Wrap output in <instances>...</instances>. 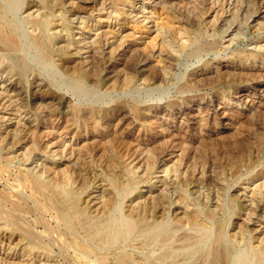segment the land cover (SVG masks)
I'll return each instance as SVG.
<instances>
[{"label":"bare ground","instance_id":"bare-ground-1","mask_svg":"<svg viewBox=\"0 0 264 264\" xmlns=\"http://www.w3.org/2000/svg\"><path fill=\"white\" fill-rule=\"evenodd\" d=\"M7 1H9V3H12L15 0H7ZM135 1L137 0H24L23 3L25 2L24 4L26 5L27 8L26 10H33L32 12H30V14L33 15L32 23L35 31L38 30V32H36L31 36V40L34 46L37 48V50L44 59L50 62L55 61V62L63 63L61 64V66H63L62 68L63 72L70 78H73L75 81L77 80V82H80V84L89 85L92 83L99 82L105 85L107 82H110L113 78H115L113 81V83L115 84L122 80L124 81V83H126L127 81H129V79H135L134 74L138 72L142 73L143 82L145 83H151V82L165 83L167 78H169L170 75H173L171 71L173 70L174 66H176L173 64L171 58L174 57V54L177 52V50L175 49V42L172 39H170L171 36L169 34L166 37H163L161 36V34L163 35V33H161L160 30H157L158 34L155 35V37L160 38L159 40L162 45L160 46L161 51H159V55L157 57L161 58L160 59L161 62H164L162 60L165 59L162 58L163 55H167V59L165 60V63L164 65H162L161 68H157V70L155 68V73H153L154 70H152L153 71L152 74L150 73L151 71L149 72L150 69L148 65L151 61L150 56H154L155 51L151 52L152 55L150 54L148 55V53L143 54L140 50L143 48L139 47L140 48L139 49L137 48L136 45L135 46L131 44L127 45L125 44L124 41H122V39L120 40L119 43H116L110 41L111 37H107L106 34H105L106 37L104 36L103 38L102 35L103 32L96 33L92 31V27L93 26L96 27L97 25L96 24L92 25V23L89 21L90 20L89 18H88L89 20H87V17H91V15H93L95 11L101 13L105 11L107 7L113 8L117 5L123 6L125 5V3L133 4ZM146 1L147 0H142L141 2L145 3ZM151 1L152 3L156 4L155 7L159 6L160 8L165 9V11L170 13L175 20H177L179 23L185 24L182 28L183 30L182 35H184V37H186L191 44H196L203 37L214 36L215 33L214 30L213 33H211L209 27L206 28L208 24H206V22H204V20L202 19V15H205L207 12H211L212 10V6L210 7L208 6V0H149V2ZM231 1H232L231 5H234L233 9L235 7L238 8V5L245 6V4L243 3H246L247 8L252 7L251 0H231ZM261 3H262V7H261L262 9L264 8V0H261ZM92 5H95V8L93 10H91ZM186 5H188V8L189 6L192 8V11H189V13L187 10L182 9V6H186ZM145 8L146 6L144 5L142 7V10ZM138 9L141 8H137V10ZM261 9H258L256 6H254L250 9V11H248V9L246 11H247V16L253 18L252 22L254 23V27L257 28L261 33H264V11L261 12ZM214 11L212 10V13ZM139 12H144V11L139 10ZM215 13H216L214 19L215 24L213 23V26L214 25L216 26V24L219 23L223 12L221 14L219 13V11ZM81 14L84 15L86 14L87 16H81ZM137 15H135V17ZM6 17L8 18V16ZM6 17H5L4 5L2 4V2H0V54L2 57L3 55H12L18 53L20 52V48H21L18 35L16 33L17 29L15 26L10 25L11 23L8 24L6 22L5 19ZM56 17H59V20L54 21ZM232 26L233 24L229 22V25L227 24V27L224 30L223 29L222 30L226 37L232 36L231 39L233 40L241 31H239L240 26L236 27V23L234 28H232ZM73 33H76L79 36H84V39L81 40V43L83 44L81 48L80 47L74 48V46L76 45H74L73 44L74 42H72L71 40V36L73 35ZM89 35H92L90 37L91 42L90 45H86V40L89 39ZM168 39L170 40L168 41ZM58 41H64V43L58 46L59 43ZM205 46L208 48V50L217 49V45H215V43L208 42ZM83 49L86 50L85 52H83L84 54H86V56L84 58L77 59L78 54H80ZM256 49L257 51L254 49L255 51H243L242 53L239 52L235 57H238L243 61L256 60L257 57L263 58L262 56H264V43L260 46H257ZM196 55L199 54H195L194 56ZM116 57L120 59L119 63L115 61ZM157 57L156 60L158 59ZM71 58H76V59L68 60L67 63L64 64L65 59H71ZM232 69L233 66L225 65L217 69L218 70L217 74H219V77L221 79L225 75L227 78H232L236 74L234 72L236 70L233 71ZM103 71H106L107 74L105 75V77L101 78L99 76ZM4 75H6V77L3 80ZM261 75L264 78V72ZM36 76H38V73H36V71L32 69L29 65H26L24 63L22 64V67L18 69L13 58H9V59L2 58V60L0 61V79L1 82H3V86H1L0 89H2V92L5 91L3 93L0 91V97L2 96L8 97L7 104L9 103L7 107H4L7 104L6 105L5 103L3 105L1 104L2 108L0 111L5 110L7 108L5 110L6 113L8 112L7 110L10 109L13 112H15V115L21 118V121L22 120L25 121L24 124H20L21 122H18L16 124L17 128L12 132L13 137L12 135H10V138H12L11 142L6 143L5 145L4 143H2L3 148L1 147V150L2 149L5 150L7 148L6 149L7 151L10 150L9 152H13L14 149L17 150L19 148H22L23 144H25V146L23 147L24 149L29 144H31L30 147L27 148V155H24L22 158V160L24 161L23 165H25V163H28L30 159H32V154H34L36 151L40 152L43 150V152H45V149H48L49 147L46 144V146L44 145L45 148H43L41 145L42 143L40 144L37 141V136L39 133L38 129L40 128V123L47 124L50 127V129L51 127L55 129V127L59 125V124L57 125L54 124V122L57 119L59 120V122L60 120L61 121L63 120L66 121L67 123L73 122L75 121V119L76 121L80 120L81 118L91 119V120L93 119L99 124V128L101 126L103 127L104 129L103 136L105 137L108 136V131H110L111 128L115 129L116 132L119 131L121 128L124 129V125L128 121L127 117H125L126 115H124L123 118L120 119L116 118V120L118 119V122L115 125L108 123L109 121H106L105 118L111 117L114 119L116 112L117 113L122 112L123 114H125L126 113L125 110L120 108L117 110L112 108L100 109L94 106H88V107L76 109L75 107H72L71 101L66 98L67 96L64 97L61 95H57L56 93L50 92L49 90L50 84L48 83V81L41 78L38 79V77ZM186 76H187L186 81L182 84V86L180 85L181 86L180 92L182 93H186L189 91H198L201 86L206 85L208 79L206 77H202V76H207L205 74H201L199 75V77L198 74L197 76H192V75L189 76V74ZM14 77H16V79H14ZM30 77H33L32 79L33 81H29L30 82L29 83L26 80H30L29 79ZM246 78L248 77L246 76ZM253 78L255 77L253 76ZM10 91L12 92V94H8V93L6 94V92H10ZM254 91L255 92L253 95L255 96L257 95V97L261 96L264 99V84L260 85L257 88L254 87ZM28 93L31 96V98L35 100V102L30 106L24 104L25 98L28 95ZM235 96H237L236 98L241 101H243L246 97H248L247 94L244 93V91L241 94L240 93L238 94L237 92ZM173 105H176V102ZM213 105L214 104L210 102L209 106L206 107L210 109V106L213 107ZM179 107L180 108L178 109L177 113L178 115L179 114L180 115L178 117H181L188 122L190 119L194 121L197 120L198 122L200 117L199 115H201L206 117L205 120L203 121L200 120L202 121L201 125L208 124V117L210 115L209 113H207L206 107L200 108L201 110H198V108L196 107L195 99H188L184 105ZM32 109L35 112L32 113L31 112ZM149 109H150L149 107L143 108L137 104L136 105L134 104V106L132 107V112L136 114L139 120L142 119L143 117H145L147 120L156 118L154 116H151L152 114ZM194 111L197 112V116L196 115L191 116V114L194 113ZM256 111L257 110H255V113H253L252 115L250 114L248 120L245 118L247 122L243 120L244 124L247 125V128L249 130L251 129L252 131L253 136L252 135L249 136L247 134L246 140L249 143H252L251 139H254L253 141H255V138L253 137L256 136L255 133L256 128L253 127L256 126V120H258L256 118L264 117V105L263 108L261 109L259 108V110L257 112ZM204 112H206V114H204ZM23 114L24 117H22ZM30 114L31 116L29 117L28 115ZM220 115L221 114H219V116ZM26 116H28L29 118H26ZM241 116L242 115H237L232 117L231 125L235 123H239ZM247 116H249V114ZM158 120L159 119L157 117L156 120L152 121L151 123L160 126L161 122H159ZM174 122L175 121H173L172 124H174ZM144 123H148V122L145 120ZM72 125L73 124H69V126ZM1 128L2 126L0 127V129ZM96 128H98V125ZM184 129L185 127L179 125L176 130L177 133L174 134L173 137L182 138L181 135L183 132H185ZM164 130L167 129L161 128L162 132H164ZM126 131L127 130L125 129L121 132L127 133L128 131L127 132ZM236 131L237 130H235V132ZM49 133L51 134L52 132ZM63 134L64 132L59 135L63 136ZM240 134H241L240 132L235 133L234 135H236V137H233L231 139L233 141L226 142L225 145L224 143L223 145L221 144L222 146L219 149H215L213 147L210 148V146H208L210 142L209 143L207 142L208 139L205 141L203 138L202 139L198 138L199 142L198 140L197 142L200 143V146L196 148L198 150V154L201 153V158H202L201 161L203 162V166H204L203 172H205V165L211 163L215 167L225 166V168H232L234 169L233 171L234 174L241 173L242 172L241 168H249L247 169V172L246 174H244V176H249L252 173V171H250V168H252L259 162L252 163L251 161L249 162L248 159H247L248 161L245 160L244 147H247L246 145L248 144V142L246 144L244 143V141H240V139L237 138V135ZM170 138H172V136ZM173 142L171 141L170 145L164 148L169 149V147ZM222 142L225 141L222 140ZM255 144L256 143H254V145ZM116 145H118V143L115 141V139H109L107 140V143L102 145L101 151L103 150L102 151L103 156H101V161L102 158L104 160L102 162L100 161L101 162L100 166L102 167V164H104V167L108 168V171L111 176L110 180L113 186V190L104 189L103 187L101 188V190H99L102 191V193L99 196H94L93 194L96 191H91V190L95 188V185H97L98 182L103 180V175L97 174L95 172L93 173L92 170L93 174L91 176V168H93V166L88 164L87 162H83V159L80 158L81 155L79 153L78 155L80 157H78L76 161L74 160L75 165H78L77 168H71V169L67 168L64 171L58 172L57 175L53 178L47 177V171L46 168L44 169V167L42 168L43 173L41 175H38V172H34L35 170H30V169H28L27 172L25 170H17L16 174H14L13 167L6 164L4 160H1L0 185H3V189L0 188V243L3 244L7 242L9 246L13 244L15 245L26 244L29 246L30 251H35L38 254V256L44 255V259H46L48 263H42V264H65L67 260H69V262H73V260L75 261L78 258L79 259L85 258V260L89 261L91 257L96 256L98 254L97 250L87 247L89 244L84 242L82 239L79 240V236H78V233L80 232L79 227H81V225H86L89 223L90 224L89 228H91L92 230L91 231L92 242L93 241L97 242L98 245L101 247V251H102L101 253L102 257L100 259L96 258L97 260H93L92 261L93 264H152L151 261L144 255H139V254L135 255L125 251L123 252L121 251L120 253L119 251L117 253L111 251L113 248H116L117 246H120L128 242L133 243L136 248L141 249L142 247L145 246L144 243L141 244V240H140V238L144 234H148L150 237H152L166 230L169 223L168 221L163 220L162 222L154 223L153 221L149 220V216L157 217V215L162 212L163 215H165L168 207L166 208L164 203L169 204V202L171 201L169 200L168 202V200H166L165 197H161L162 195L161 196L154 195L151 196V198L149 199L148 198L145 199L144 202H140L138 200L137 202L135 201L137 198L136 196L141 194V190L138 188V186L141 185L142 183L143 184L147 183L150 184L149 186L150 190L156 187L157 184L159 185V183L165 186L166 189L177 186L178 179H180L181 178L180 176L183 175V173H179V169H181V165L182 163H184L183 158L180 159V164L177 162L178 166L174 164L175 166L173 165L172 167L169 168V170L166 169L163 170V172L166 173V177L157 180L154 179L155 181L153 180L154 181L153 182L151 176L152 174H154L153 171L154 169L157 168V165L159 166V163L161 161L159 160V157H155L152 155L148 156L150 150H147L146 157H144L143 159L144 165L142 167V172H141L142 175H141L138 172V170H140L141 167H138L137 170H135L136 167L131 168V165L134 160L129 161L130 158L127 157L124 153H121V151L118 149V147H116ZM191 145L192 144L189 143V146H186V148L184 149V155H188L190 149L194 148ZM62 146L66 147L67 145L63 144ZM90 148L85 150L86 152L85 154H88L90 157L94 158L95 153L97 152L94 153V151L91 150L92 148L91 149ZM70 149H71L70 154L72 155L74 153L75 148L70 146ZM64 150L63 152H65ZM80 152L83 153V151ZM141 154H143V152H140L139 155ZM139 155L136 157V159L139 157ZM53 156L55 157V155ZM60 156H61L59 158L60 162L58 164L60 163L64 164L67 153L66 152L65 154L62 153ZM221 156L222 159L224 158V162L220 160ZM99 159H97V161ZM78 161H82L81 165L80 163L78 164ZM213 166H211V168H213ZM137 174H139V176L137 177L139 181L136 184L135 183L133 184V180L136 178ZM173 177H175V179H173ZM103 181L107 182L108 179L106 178ZM181 182L183 183V186L187 188L190 185H194L198 187L201 185L214 190L216 189L218 190L221 184L218 177H215L213 175H210L207 178H201L200 176V178L198 177L195 179L193 178L189 179V176H185V179H181ZM240 193L238 195H233V198L231 199V206L228 205V207L224 210L222 218H220L217 223L215 237L211 242V244L208 246V248H205V242L209 236V232L207 230H204L197 234H193V235L189 234V236L188 235L184 236L186 238V240L184 241L186 242L184 243V246H187L186 249L190 250L191 253L189 254V256L198 255L197 258L199 261L198 264H239L240 263L238 262L237 258L240 257L239 245L241 244L238 242L237 239L239 237L243 238V236L241 235H243L244 233H242L241 231L237 232L236 234L234 232L233 234L230 233L231 232L230 227L232 226V223H235L232 222V218L236 212V209L239 208H242L244 210V208L246 207L247 211H249V215L260 214V212H262V210L264 209V204H263L264 194H262L261 191L259 192L261 194L260 196L255 195L256 193L255 194L253 193L254 197L250 200L251 203L249 205L243 203L245 199H242L243 194ZM141 196L145 197L146 195L142 194ZM126 199L127 201L125 202ZM186 200H187L186 197H180L179 200L175 202L178 204H176L174 209L176 211L181 209L180 210L181 212L177 211L174 213L172 211L173 214L176 215L184 214L186 216L185 219L187 224H191V222L195 221L198 222L200 226L206 227L205 221H203L202 219H198L199 218L198 210H194L193 208H191L189 204H186ZM135 202L137 203L134 204ZM181 204H184V206L182 207ZM170 208L171 207L169 206L168 210H170ZM142 215L144 216V218L141 217ZM206 215L209 218L215 217L213 211H210L209 213L207 212ZM250 220L251 219L249 217L246 220L247 222L246 221L245 222L248 223ZM254 237L255 236H252L250 239L253 240L256 238ZM256 240L257 243L259 244L257 246H252L253 262L264 264V237H262V239L260 237ZM170 241H172L171 235H165L161 239V242L166 245ZM181 247L183 248L182 244ZM71 251H73L74 254L76 255V259L74 258V256L71 255ZM54 258H56V260ZM89 263H91V261ZM5 264H33V263H29V262L26 263V261L15 262L14 260V261H9L8 263L6 262Z\"/></svg>","mask_w":264,"mask_h":264},{"label":"rangeland","instance_id":"rangeland-1","mask_svg":"<svg viewBox=\"0 0 264 264\" xmlns=\"http://www.w3.org/2000/svg\"><path fill=\"white\" fill-rule=\"evenodd\" d=\"M23 1L24 0H15L12 3H9V1L7 0L5 1L0 0V2H2V4L4 5L5 17L8 16V18L7 17L5 18L6 22L8 24L11 23L10 25L15 26L17 29L16 33L18 35V39L21 47L20 52L18 53L12 55H3V57L0 54V61L2 60V58L5 59L13 58L18 69L22 67L23 63L29 65L32 69L36 71V73H38V76H36L38 77V79L41 78L48 81V83L50 84L49 87L50 92L56 93L57 95H61L64 97L67 96L66 98L71 101L72 107H75L76 109L88 107V106H94L100 109L112 108L115 110L120 108L125 110L126 113L123 114L122 112H118V113L116 112L114 119L111 117L110 118L106 117L105 118L106 121H109L108 123L115 125L118 122V119L123 118L124 115H126L125 117H127L128 121L126 122L127 125L126 124L124 125V129L121 128L117 132L115 131V129L111 128V130L108 131L107 137L103 136V130H104L103 127L101 126L99 128V124L93 119L91 120V119L81 118L80 120L77 121L75 119V121L70 123H67L66 121L63 120L62 121L60 120L59 122V120L57 119L54 122V124L56 125L59 124V125L55 127V129H53L52 127L50 129V127L47 124L40 123V128L38 129L39 133L37 136V141L40 144L42 143L41 145L43 148H45L46 144L49 147L48 149H45V152H43V150L40 152L36 151L34 154H32V159H30L28 163H25V165H23L24 161L22 160V158L24 155H27V148H29L31 144H29L25 149L23 148L25 144H23L22 148H19L17 150L14 149L13 152H9L10 150L7 151L6 150L7 148L5 150L3 149L1 150V147L3 148L2 143H4L5 145L6 143L11 142L12 138H10V135H12V132L16 130L17 128L16 124L18 122H21L20 124H24L25 122L23 120L21 121V118L15 115V112H13L10 109H8L7 110L8 112L5 113V110L7 109L6 108L5 110L0 111V127L2 126V128L0 129L1 130L0 131V144H1L0 161L4 160L6 164L13 167L14 174H16L17 170H25L27 172V170L30 169V170H35L34 172H38V175H41L43 173L42 168L44 167V169L46 168L47 171V177L53 178L57 175L58 172L64 171L67 168L68 169L77 168L78 165H75V161L78 157H80L78 155L79 153L81 155L80 158L83 159V162H87L88 164L93 166V168H91V176L95 172L97 174L103 175V180H105L106 178L108 179L107 182L103 180L98 182L97 185H95V188L91 190V191H96L93 194L94 196H99L102 193V191L99 190H101V188L103 187L104 189L113 190V186L110 180L111 176L108 171V168L104 167V164H102V167L100 166L101 162L104 160L102 158L101 161V156H103L102 155L103 150L101 151V148L102 145L107 143V140L109 139H115V141L118 143L116 147H118L121 153H124L127 157L130 158L129 161L134 160L131 165V168L136 167L135 170H137L138 167H141L140 170H138V172L141 175H142L141 173L142 167L144 165L143 159L144 157H146L147 154L146 151L150 150L148 156L152 155L155 157H159V160H161L162 162L160 161L159 166L157 165V168L154 169L153 171L154 174H152L151 176L152 181L154 179L157 180L166 177V173L163 172V170L164 169L169 170V168L172 167L174 164L176 165L178 163L180 164V159L183 158V162H184L182 163L183 166L181 165V169H179V173H183V175H181L180 176L181 178L178 179L177 186L166 189L165 186L159 183V185L157 184V186L154 187L152 190H150L149 188L150 184L147 183L146 184L142 183L141 185L138 186V188L141 190V194L136 196L137 198L135 201L138 200L140 202H144L145 199L147 198L149 199L151 198V196L154 195H160V196L162 195L161 197H165L166 200H168V202L169 200L171 201L169 202V204L164 203L166 208L167 207L169 208V206L171 207L170 210H168L167 208V212H166L167 214L165 213V215H163L162 212L159 213L157 217L149 216V220L153 221L154 223H159L162 222L163 220L168 221L169 223L166 230L152 237H150L148 234H144L140 238V240H141V244L144 243L145 246L142 247L141 249L136 248L133 243L128 242L120 246H117L116 248H113L111 252L117 253L119 251L120 253L121 251L122 252L125 251L135 255L138 254L144 255L151 261L152 264L153 263L154 264H196V263L198 264L199 262L197 259L198 255L189 256L191 252L190 250L186 249L187 246H184V243H186L184 242L186 240L184 236L186 235L189 236V234L190 235L197 234L204 230H207L209 232V236L206 239L205 248H208V246L211 244V242L215 237L216 226L219 219L222 218L224 210L228 207V205L231 206V199L233 198V195H238L241 192L240 194H243L242 199H245L243 203L249 205L251 203L250 200L254 197L255 193H256L255 195L260 196L261 194L259 192L261 191V193L264 194V156H263L264 155V137H263L264 117L256 118L258 120H256V126L253 127L256 128L255 130L256 136L254 135L255 137H253L255 138V141H253L254 139H251L252 143H249L246 140L247 134L251 136L252 131L251 129L249 130L247 128V125H245L243 122V120L247 122L248 117H250V114L252 115L253 113H255V110L258 111L259 108L260 109L263 108L264 105V99L261 96L257 97V95L256 96L253 95L255 92L254 87L257 88L260 85L264 84V78L261 75L264 72V56H262L263 58L257 57L256 60H250V61H243L242 59L235 57L239 52L242 53L243 51H255V50L257 51L256 47L264 43L263 42L264 33H261L257 28L254 27V23L252 22L253 18L248 17L246 11L247 9L248 11H250V9L254 6H256L258 9H261L262 7L261 0H251V4H252L251 8L250 7L247 8L246 3H243L245 4V6L241 5L242 6L241 7L238 5V8L235 7L234 9H233L234 5H231L232 4L231 0H208V6L209 7L212 6L213 11L216 9L217 11H219L220 14L223 12L222 17L219 23L216 24L217 26L216 27L215 25L213 26L216 15L215 12H217L216 10L213 13L211 10V12H207L205 15H202V19L204 20V22H206V24H208L206 28L209 27L211 33H213V30L215 33L214 36L212 37L201 38L196 44H191L190 41L186 37H184V35H182V31H183L182 28L185 24L179 23L177 20H175L172 17L170 13L166 12L165 9H162L159 6L155 7L156 4L152 3V1L149 2V0H147L145 3H142L141 2L142 0H137L133 4L125 3V5L123 6L117 5L113 8L107 7V9L101 13L95 11L94 14L91 15V17H87V20L90 19L89 21L92 23V25L93 24L97 25L96 27L94 26L92 27V31L96 33L103 32L102 33L103 38L104 36L106 37L107 35V37H111L110 41L116 43H119L120 40L122 39V41H124L125 44L127 45L131 44L134 46L136 45L137 48L139 47L143 48V49L139 48L143 54L148 53V55L149 54L152 55L151 52L155 51L154 53L155 55L157 54L156 55L157 57L159 55V51H161L160 46L162 45L159 40L160 38L155 37V35L158 34L157 30H160V32L163 33V35L161 34V36L166 37L168 34L171 36L170 39H172L175 42V49L177 50V52L174 54V57L171 58L173 64L176 65L171 71L173 75H170L169 76L170 79L167 78L165 83H160V82L145 83L143 82L142 73L138 72L136 74L133 73L135 79H129V81H127L126 83H124V81L122 80L115 84L113 83L115 78H113L110 82H107L105 85L99 82L92 83L89 85L88 84L82 85L80 84V82H77V80L75 81L73 78H70L63 72L62 69L63 66H61V64L63 63H59L55 61L50 62L42 57V55L39 53V51L34 46L31 40V36L36 32H38V30L35 31L32 23L33 15H31L30 12H32L33 10H26L27 8L26 5L24 4L25 2L23 3ZM144 5L146 6V8L142 10V7ZM94 8L95 5H92L91 10H93ZM137 8H141V9L137 10ZM182 9L187 10L188 13L189 11H192V8L190 6L188 8V5L182 6ZM139 10L144 12H139ZM262 11H264V8L261 9V12ZM135 15L137 16L135 17ZM81 16H87V15L81 14ZM56 20H59V17H56L54 19V21ZM229 22L233 24L232 28L235 27V23H236V27L240 26L239 31H241L242 33L239 32V34L235 37V39L237 38L236 40L235 39L232 40L231 39L232 36L226 37L225 34L223 33V30L227 27V24L229 25ZM242 23H244L245 25ZM91 36L92 35H89V39L86 40V45H90ZM83 39L84 36H79L76 33H73V35L71 36V40L72 42H74L73 44L76 45L74 46V48L75 47L81 48L83 45L81 43V40ZM170 39H168V41ZM58 42H57L58 46L64 43V41H58ZM208 42L215 43V45H217V49L208 50V48L205 46ZM85 51L86 50L83 49L81 53L78 54L77 59L84 58L86 54H84L83 52ZM194 53L199 55L194 56L195 55ZM155 55L150 56L151 61L148 65L150 69L149 72L151 71L150 73L153 72L152 70H154L153 73H155V68L156 70L157 68H161L162 65H164L165 63V60L167 59V55H163L162 58L165 59L162 60L164 62H161L160 60L161 58L157 57L158 59L156 60ZM73 59L76 58L65 59L64 64L67 63L68 60H73ZM115 61L119 63L120 59L116 57ZM216 62L219 63L217 64ZM225 65L233 66L232 70L233 71L236 70L234 71L236 74L232 78H227L225 75L221 79L219 77V74H217L218 71L217 69ZM106 74L107 72L103 71L99 77L101 78L105 77ZM188 74L189 76L191 75L197 76L198 74V77L201 74H205L209 77L202 76L208 78L207 83L206 85L201 86L198 91H189L186 93H182L180 92L181 91L180 88L182 84L186 81V77H187L186 75ZM246 76L248 78H246ZM253 76L255 78H253ZM5 77L6 75H4L3 80L5 79ZM14 79H16V77H14ZM29 79L30 80H26V81L27 82L33 81L32 80L33 77H30ZM1 86H3V82H1L0 79V87ZM218 86L220 87V89ZM0 91L2 92V89H0ZM243 91L245 94H247L248 97H246L243 101H241L237 99L236 98L237 96L235 95L237 94V92L238 94L239 93L241 94L243 93ZM7 93L12 94L11 91L6 92V94ZM232 94L234 95V97ZM186 99L187 100L195 99L196 107L198 108V110H201L200 108H205L206 106H209L210 102L214 104L213 107L210 106V109L206 107L207 113H209L210 115L208 117V124H207L208 126L201 125L202 124L201 122L206 119L205 116L199 115L201 117V118L199 117V121H198L199 123L197 122V120L194 121L190 119L188 122L183 118L178 117L180 115V114L178 115L177 113L178 109L180 108L179 106L184 105L185 102L187 101ZM0 100H1L0 101V110H1L2 105L4 103L5 105L7 104L8 97L2 96L0 97ZM24 102H25L24 104L30 106L35 102V100H33L28 93ZM175 102L176 105H173ZM134 104L135 105L137 104L143 108L149 107L150 108L149 110L151 111L152 114L151 116H154L156 118L158 117L159 119L158 121L161 122L160 126L151 123L152 121L156 120V118L151 117L152 119L147 120L145 117H143L142 119L139 120L136 114L132 112V107L134 106ZM8 105L9 103L4 107H7ZM31 112L33 113L35 111H33L32 109ZM204 114H206V112H204ZM219 114L221 115L219 116ZM248 114L249 116H247ZM194 115L197 116L196 111H194V113L191 114V116ZM237 115H242L240 118V122L231 125L232 123L231 118ZM28 116L30 117L31 114ZM28 116H26V118H29ZM22 117H24V114L22 115ZM116 118L118 119L116 120ZM145 120L148 123H144ZM173 121H175L174 124H172ZM69 124H73V125L69 126ZM97 125L98 128H96ZM179 125L185 127L184 129L185 132H183L181 135L182 138L184 139L173 137V135L177 133L176 130ZM161 128H166L167 130H164V132H162ZM125 129L128 132L126 131L127 133H122L121 131ZM235 130L241 133L240 135H237V138H239L240 141H244V143L246 144L248 142V144L246 145L247 147H244L245 160L246 161L249 160V162L251 161L252 163L259 162L255 166L250 168V171H252V173L249 176H244V174H246L247 172V169L249 168H241L242 170L241 173L234 174L233 173L234 169L232 168H225V166L215 167L211 163L205 165V172H203L204 166H203V162L201 161L202 160L201 153L198 154V150L196 148L200 146V143H198L199 142L198 138L200 139L203 138L205 141L208 139L207 142L208 143L210 142L208 145L210 146V148L213 147L215 149H219L223 145V143L225 145L226 142L233 141L231 139L233 137H236V135L234 134L238 133L237 131L235 132ZM49 132L52 133L50 134ZM63 132H64L63 136H60L59 134ZM171 136L174 139L170 138ZM222 140L225 142H222ZM171 141L174 142L171 144L169 149L164 148L170 145ZM189 143H191L192 144L191 146L194 148L190 149L188 155H184V149L186 148V146H189ZM254 143L256 144L254 145ZM63 144L67 146L66 147L62 146ZM70 146L75 148L74 153L72 155L70 154L71 152ZM89 148L93 150L94 153L97 152L95 153L94 158L90 157L88 154H85L86 153L85 150ZM63 150L67 153V156L64 161V164L60 163L61 164L60 165L58 164L60 162L59 161L60 160L59 158L61 157L60 155L62 153L65 154ZM160 150H162L164 153ZM80 151H83V153ZM140 152H143V154L139 155ZM53 155H55V157ZM138 155L139 157L136 159ZM97 159L99 160L97 161ZM220 160L224 162V158L222 159V156ZM81 162L82 161H78V164L80 163L81 165ZM211 166H213V168H211ZM210 175L218 177L221 183L219 186L220 188L218 190L209 189L208 187L201 185L199 187L190 185L187 188L183 186V183L181 182V179H185V176H189V179L190 178L195 179L198 177L200 178V176L201 178H207ZM138 176L139 174H137L136 178L133 180V184L134 183L136 184L139 181V179L137 178ZM173 179H175V177H173ZM0 188L3 189V185H0ZM142 194L146 196L142 197L141 196ZM180 197H186L187 198L186 204H189L191 208H193L194 210H198L199 213L198 219H202L203 221H205L206 227L200 226L199 223L195 221L191 222V224H187L185 219L186 216L184 214H178V215L173 214V212L174 213L177 211L181 212L180 211L181 209L177 211L174 209L176 204H178L175 202H177ZM126 201L127 199L125 200V202ZM137 202H135L134 204H136ZM181 205L182 207L184 206V204ZM210 211L214 212L215 214L214 218H209L206 215V213L207 212L209 213ZM247 216H249L251 219L249 221L250 223L249 222L246 223L247 218H249ZM141 217L144 218L143 215ZM232 222L235 223H232V226L230 227L231 234H233V232L236 234L239 231L244 233L243 235H241L243 236V238L239 237L237 239L238 242L241 244L239 245L240 257L237 258L238 262H240L239 264L241 263L260 264L257 262L256 263L253 262L252 246H257L259 244L257 243L256 239L260 237L262 239V237H264V209L262 210V212H260V214L257 215L256 214L249 215V211H247L246 207L244 208V210L242 208L236 209V212L232 218ZM258 223L260 224V226ZM89 226H90L89 223L86 225H81V227L78 226L80 231L78 233L79 240L82 239L84 242L88 243L89 245L87 247L97 250L98 254L96 256L91 257V259L90 260L88 259L89 261H87L85 260V258L76 259V255L74 254L73 251H71V255L74 256L76 262L74 260L73 262H69V260H67L65 264L67 263L93 264L92 263L93 260H97L102 257L101 247L98 245L97 242L95 241L92 242V237H91L92 230L91 228H89ZM165 235H171L173 242L170 241L167 245L162 243L161 239ZM250 236L251 237L255 236L256 238L254 237L255 239L251 240ZM181 244L183 248L181 247ZM13 245L9 246L7 242L3 244L0 243V248H1L0 264H5L6 262L8 263L9 261H14V260L15 262L26 261V263L29 262L33 264L48 263L47 260L44 259V255L38 256V254L35 251H30L28 245L26 244H19V245L13 244ZM54 259L56 260V258ZM90 261L91 263H89Z\"/></svg>","mask_w":264,"mask_h":264}]
</instances>
